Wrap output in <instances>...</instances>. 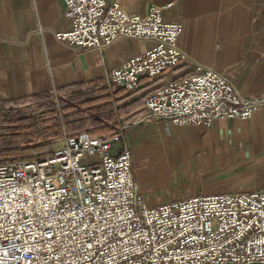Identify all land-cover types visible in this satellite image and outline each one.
Here are the masks:
<instances>
[{
  "label": "built area",
  "instance_id": "obj_1",
  "mask_svg": "<svg viewBox=\"0 0 264 264\" xmlns=\"http://www.w3.org/2000/svg\"><path fill=\"white\" fill-rule=\"evenodd\" d=\"M64 2L69 26L55 35L78 50H103L122 36L154 41L107 71L112 92L135 91L142 77L193 63L178 43L182 23L166 20L157 5L141 14L120 0ZM263 103L200 63L144 97L154 119L200 127L251 118ZM125 128L67 136L44 159L0 161V264H264V187L149 204Z\"/></svg>",
  "mask_w": 264,
  "mask_h": 264
},
{
  "label": "crops",
  "instance_id": "obj_2",
  "mask_svg": "<svg viewBox=\"0 0 264 264\" xmlns=\"http://www.w3.org/2000/svg\"><path fill=\"white\" fill-rule=\"evenodd\" d=\"M120 1L129 13L157 5L166 20L182 23L178 43L193 60L158 80L142 77L135 91L119 90L121 103L135 109L124 121L125 143L145 201L264 187V103L251 118H217L210 127L154 119L144 106L153 87L198 63L226 73L242 95L264 96V0ZM64 9V0H0V101L105 80L107 71L154 45L122 36L103 50H78L56 38L69 26Z\"/></svg>",
  "mask_w": 264,
  "mask_h": 264
},
{
  "label": "trees",
  "instance_id": "obj_3",
  "mask_svg": "<svg viewBox=\"0 0 264 264\" xmlns=\"http://www.w3.org/2000/svg\"><path fill=\"white\" fill-rule=\"evenodd\" d=\"M121 89L112 92L98 80L0 101V161L47 158L65 137L82 131L113 134L135 114L131 103H121Z\"/></svg>",
  "mask_w": 264,
  "mask_h": 264
},
{
  "label": "rangeland",
  "instance_id": "obj_4",
  "mask_svg": "<svg viewBox=\"0 0 264 264\" xmlns=\"http://www.w3.org/2000/svg\"><path fill=\"white\" fill-rule=\"evenodd\" d=\"M121 122H124V121H121ZM64 139H65V138H64ZM63 142H64V140H63V141H61V142H59V145H61Z\"/></svg>",
  "mask_w": 264,
  "mask_h": 264
}]
</instances>
